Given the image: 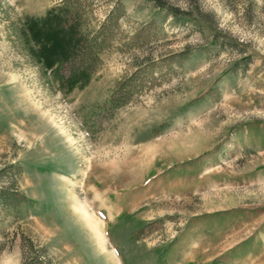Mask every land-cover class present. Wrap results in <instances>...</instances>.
Segmentation results:
<instances>
[{
  "label": "rangeland",
  "instance_id": "1",
  "mask_svg": "<svg viewBox=\"0 0 264 264\" xmlns=\"http://www.w3.org/2000/svg\"><path fill=\"white\" fill-rule=\"evenodd\" d=\"M62 1L0 0V264H264V0H82L120 16L73 89L22 36Z\"/></svg>",
  "mask_w": 264,
  "mask_h": 264
},
{
  "label": "trees",
  "instance_id": "2",
  "mask_svg": "<svg viewBox=\"0 0 264 264\" xmlns=\"http://www.w3.org/2000/svg\"><path fill=\"white\" fill-rule=\"evenodd\" d=\"M154 1L163 8L161 0ZM84 12L82 0H64L58 6L49 8L45 15L29 18L22 33L25 42L32 44L31 50L41 65L47 68L57 65L55 78L69 89L76 85L84 86L88 82L99 63V53L108 37L102 26L108 24L110 30L120 16V10L114 8L102 25L89 29ZM59 68H66L67 76H61ZM137 80V72L119 80L106 99L103 111L120 108L138 95L142 86ZM23 199L18 193L0 190L3 207L18 208ZM157 264H166V261L159 257Z\"/></svg>",
  "mask_w": 264,
  "mask_h": 264
},
{
  "label": "bare ground",
  "instance_id": "3",
  "mask_svg": "<svg viewBox=\"0 0 264 264\" xmlns=\"http://www.w3.org/2000/svg\"><path fill=\"white\" fill-rule=\"evenodd\" d=\"M84 212H85V214L87 215L88 213H86L87 211L86 210H84ZM88 217V216H87ZM88 218H91L90 216L88 217ZM91 220V219H90ZM92 221H94V219L92 218ZM95 223V225H94V228H95V230H96V232L97 233H99L100 232V226H99V224L98 223H96V221L94 222ZM102 231V230H101ZM99 236H100V234H99Z\"/></svg>",
  "mask_w": 264,
  "mask_h": 264
}]
</instances>
